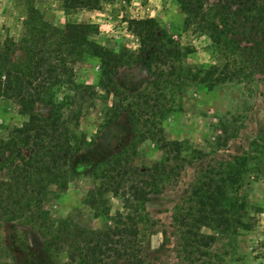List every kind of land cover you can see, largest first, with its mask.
Wrapping results in <instances>:
<instances>
[{"label": "trees", "instance_id": "trees-1", "mask_svg": "<svg viewBox=\"0 0 264 264\" xmlns=\"http://www.w3.org/2000/svg\"><path fill=\"white\" fill-rule=\"evenodd\" d=\"M64 9L101 10L114 0H60ZM185 23L209 36L215 56L223 64L185 66L192 52L183 48L153 17L132 18L128 29L139 41L136 51H115L91 39L92 24L68 22L52 25L26 0L27 14L19 40L0 41V98L14 102L26 117L7 138L0 139V212L10 220L29 218L37 222L48 247L71 250L81 264H147L140 225L149 219L145 204L154 194L175 184L186 165L200 158L188 141L169 140L163 119L173 112L168 89H185L195 82L209 91L233 81L264 75V0H175ZM24 53L22 60L15 51ZM97 59L96 86L78 83L73 66L85 57ZM142 64L154 77V89L138 97L122 88L118 72L124 66ZM112 98L104 127L126 114L135 134L131 144L97 163L91 172L94 186L85 204L97 213L107 205L106 195L121 199L124 211L113 217V226L93 229L54 220L44 208L51 186L65 189L75 172L73 159L88 140L79 132L86 104ZM67 90V92H64ZM63 93L62 97L59 95ZM38 104L50 107L48 115ZM143 127V128H141ZM152 140L162 152L149 167L134 163L138 146ZM239 159L219 172L199 177L181 204L175 206L174 222L185 264H226L214 246L218 236H238L254 224L250 207L240 198L243 166ZM205 228V230H202Z\"/></svg>", "mask_w": 264, "mask_h": 264}, {"label": "rangeland", "instance_id": "rangeland-1", "mask_svg": "<svg viewBox=\"0 0 264 264\" xmlns=\"http://www.w3.org/2000/svg\"><path fill=\"white\" fill-rule=\"evenodd\" d=\"M33 4L54 26L63 27L68 22L92 24L91 39L118 52L136 51L139 46L138 38L128 29V20L153 17L177 43L192 51L184 60L185 66L223 64L215 56L209 36L185 23L186 16L175 0H114L103 4L101 10H66L60 0H33ZM27 6L26 0H0V41L6 37L19 40ZM23 57L22 51H15L16 60ZM73 68L78 83L96 86L97 59L87 56ZM118 80L123 89L136 97L145 92L158 94L154 77L140 63L122 67ZM96 90L99 98L93 105L86 104L80 119L79 132L88 143L72 161L75 172L67 187L60 190L51 186L55 194L50 195L44 208L54 220L70 219L98 230L113 226V217L124 209L121 199L111 193L106 195L108 202L103 213L85 204L87 193L95 184L93 166L131 144L135 134L126 114L104 127L112 98L104 100L103 92ZM167 99L174 106L173 112L163 119L167 139L188 141L199 149L200 158L186 165L175 184L146 202L149 219L140 225V231L147 264H185L174 222L175 206L182 203L199 177L219 172L236 159L245 164L238 195L262 212L250 209L253 229L243 230L235 237L218 236L214 250L226 264H264V75L234 78L213 91L190 82L185 89H168ZM37 110L48 115L50 107L38 104ZM25 120L14 102L0 98V139L7 138ZM161 156L158 145L148 139L138 146L134 163L149 167ZM3 174L0 179H5ZM41 232L37 222L27 217L10 220L0 212V264H81L71 259L67 245L61 249L48 247Z\"/></svg>", "mask_w": 264, "mask_h": 264}, {"label": "flooded vegetation", "instance_id": "flooded-vegetation-1", "mask_svg": "<svg viewBox=\"0 0 264 264\" xmlns=\"http://www.w3.org/2000/svg\"><path fill=\"white\" fill-rule=\"evenodd\" d=\"M116 122V121H115ZM113 124V123H112ZM119 151V150H118ZM99 163V162H98ZM94 167V166H93Z\"/></svg>", "mask_w": 264, "mask_h": 264}]
</instances>
